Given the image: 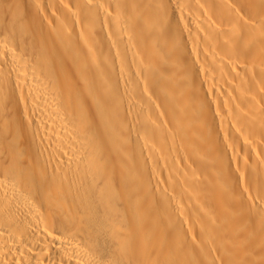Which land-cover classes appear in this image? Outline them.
I'll use <instances>...</instances> for the list:
<instances>
[{"label": "bare ground", "instance_id": "1", "mask_svg": "<svg viewBox=\"0 0 264 264\" xmlns=\"http://www.w3.org/2000/svg\"><path fill=\"white\" fill-rule=\"evenodd\" d=\"M0 264H264V0H0Z\"/></svg>", "mask_w": 264, "mask_h": 264}]
</instances>
